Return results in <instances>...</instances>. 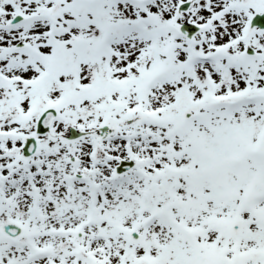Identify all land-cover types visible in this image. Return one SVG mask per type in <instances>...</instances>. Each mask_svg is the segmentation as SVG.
I'll use <instances>...</instances> for the list:
<instances>
[{"label":"snow or ice","instance_id":"snow-or-ice-1","mask_svg":"<svg viewBox=\"0 0 264 264\" xmlns=\"http://www.w3.org/2000/svg\"><path fill=\"white\" fill-rule=\"evenodd\" d=\"M0 264H264V0H0Z\"/></svg>","mask_w":264,"mask_h":264}]
</instances>
